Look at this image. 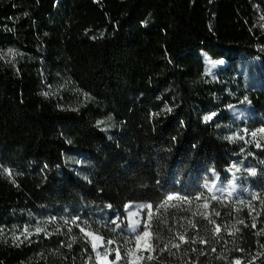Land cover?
I'll use <instances>...</instances> for the list:
<instances>
[{"label":"trees","instance_id":"obj_1","mask_svg":"<svg viewBox=\"0 0 264 264\" xmlns=\"http://www.w3.org/2000/svg\"><path fill=\"white\" fill-rule=\"evenodd\" d=\"M260 13L264 0H0V264H95L84 219L112 225L170 195L140 264H264V210L205 188L213 172L230 181L242 150L228 115L205 118L249 101L247 126H264ZM202 52L228 62L218 80ZM242 52L262 58L255 88L235 79ZM259 155L240 182L262 193Z\"/></svg>","mask_w":264,"mask_h":264},{"label":"rangeland","instance_id":"obj_2","mask_svg":"<svg viewBox=\"0 0 264 264\" xmlns=\"http://www.w3.org/2000/svg\"><path fill=\"white\" fill-rule=\"evenodd\" d=\"M257 25L264 34V14L260 13V20ZM258 50L263 51L260 46ZM2 54L5 59H14L17 52L14 49H7L3 51ZM202 55L205 62L206 75L211 80H218L220 71L228 65V62L225 60L213 59L205 52H202ZM238 67L239 72L235 79L240 78L250 87L255 88L258 86V82L261 81V75L263 73V62L260 56L242 52L241 60L238 61ZM71 95L81 102L83 101L86 103L92 101L89 95L77 89H73ZM213 114L209 115L211 116V119H208L209 121L219 120V117L224 114L229 116L227 122L221 125L222 133L228 141L240 145L242 150L232 167L228 170L231 175L230 181L224 182L216 172H213L212 180L205 183L206 190L212 198L215 197L213 198L214 200L222 202H243L247 198V202L244 203L252 205L253 209L257 206L264 210V190L260 193V191L250 184L244 188L240 182L241 179L245 180L247 177L252 176L253 170L256 174L257 166L261 161V156L259 154L261 151H264V132L260 131L264 129V126L256 129H250L247 126L249 120L255 117L253 105L249 101H244L242 103L230 105L220 113ZM99 123L102 129L108 134H112L119 128V125L111 117H107ZM253 132L256 133L255 136L252 135ZM257 144H259V147H257ZM238 179H240L239 182ZM172 196L177 197L176 195ZM175 199L177 198L168 200L165 205ZM253 202L256 204H253ZM149 204L150 203H129L124 209L125 218L121 220L118 216H114L111 219L112 225L105 224L99 220L97 221L94 216L84 219L83 222L86 226L83 228L93 233L95 236L102 238L97 241L98 247L93 250L96 259L95 264H113V262H115V264H140L145 258L152 256L151 222L154 215H156L161 208L159 207L156 210L153 208L152 204L151 209L141 207ZM205 205L208 207V203ZM149 212H151V220H149ZM133 213L136 215H132ZM133 221H139L135 232L132 231ZM98 225L99 227H97ZM38 227L44 228L42 226ZM94 227H97L103 233ZM35 229L31 230V232H34ZM145 230L149 232V236L137 243V235H142ZM105 231L109 234V237H107V235L104 236ZM87 239L91 244V237H87ZM108 241H112L113 243L109 244L107 243ZM116 250L119 251L121 257L119 260L116 259ZM129 250L134 251L131 255H125ZM98 252L100 253L99 257L97 256ZM105 252L108 253L107 256H105Z\"/></svg>","mask_w":264,"mask_h":264},{"label":"snow or ice","instance_id":"obj_3","mask_svg":"<svg viewBox=\"0 0 264 264\" xmlns=\"http://www.w3.org/2000/svg\"><path fill=\"white\" fill-rule=\"evenodd\" d=\"M44 95H48V93H44ZM245 99H246V98H245ZM213 115H214V114H213ZM205 119H206V120H207V119H211V116L206 117ZM260 131H261V132H264V129H261ZM252 135L255 136L256 133L253 132ZM257 147H259V144H257ZM5 171H8V170L6 169ZM10 174H11V173L9 172V175H10ZM252 174H253V175L255 174L254 170L252 171ZM174 198H178V197H173L172 195L168 196V200H172V199H174ZM213 198H215V197H213ZM141 207H147L148 209H151V208H152V205L149 204V205H145V206H141ZM159 207H160V208H164V207H165V204H161ZM205 207H207V205H205ZM132 215H136V214L133 213ZM217 215H219V213H217ZM149 220H151V212H149ZM210 222H211V223H214V221H210ZM66 223H67V222H66ZM73 223H75V221H73ZM241 223H242V221H241ZM138 224H139V221H133V225H132V231H133V232H135V231L137 230V226H138ZM254 226H255V225H253V227H254ZM146 228H147V226H146ZM219 230H220L219 227H217V228H216V231L219 232ZM42 231H44V229H42V228H40V227H37V228L35 229V232H36L37 234H39V233L42 232ZM69 231H71V229H69ZM80 231L83 232V233L85 234L86 237H91L92 248H93V250H95V249L98 247V245H97V241H98V240H101L102 238L97 237V236H95L93 233L86 231L85 228H80ZM24 232L27 234V235L25 236L26 239L28 238V236L32 235V233L29 232L27 228H25ZM147 236H149V232H148L147 230H145V231L142 233V235H137V237H136L137 243H139L141 240H143V239H144L145 237H147ZM180 238L183 239L182 236H181ZM73 242H75V238H73ZM202 242H203V241H202ZM107 243L111 244V243H113V242H112V241H108ZM174 246H175V247H179V245H174ZM69 247H71V245H69ZM149 247H150V246H149ZM133 251H134V250H129V252H127L125 255H131ZM107 254H108V253L105 252V256H107ZM97 256H98V257L100 256V253H99V252L97 253ZM120 258H121V257H120L119 251L116 250V259L119 260ZM149 258H151V257H149ZM113 264H115V262H113ZM235 264H240V261L237 260V261L235 262Z\"/></svg>","mask_w":264,"mask_h":264}]
</instances>
